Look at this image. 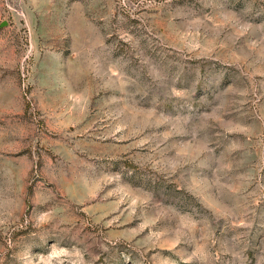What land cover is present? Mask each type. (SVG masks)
<instances>
[{
	"label": "rangeland",
	"instance_id": "374dc122",
	"mask_svg": "<svg viewBox=\"0 0 264 264\" xmlns=\"http://www.w3.org/2000/svg\"><path fill=\"white\" fill-rule=\"evenodd\" d=\"M0 264H264V0H0Z\"/></svg>",
	"mask_w": 264,
	"mask_h": 264
}]
</instances>
